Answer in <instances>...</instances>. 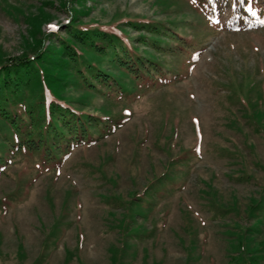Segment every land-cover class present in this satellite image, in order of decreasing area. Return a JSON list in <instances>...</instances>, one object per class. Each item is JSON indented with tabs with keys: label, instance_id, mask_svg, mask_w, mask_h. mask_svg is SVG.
<instances>
[{
	"label": "rangeland",
	"instance_id": "374dc122",
	"mask_svg": "<svg viewBox=\"0 0 264 264\" xmlns=\"http://www.w3.org/2000/svg\"><path fill=\"white\" fill-rule=\"evenodd\" d=\"M17 57L0 264H264V0H0Z\"/></svg>",
	"mask_w": 264,
	"mask_h": 264
},
{
	"label": "trees",
	"instance_id": "16d2710c",
	"mask_svg": "<svg viewBox=\"0 0 264 264\" xmlns=\"http://www.w3.org/2000/svg\"><path fill=\"white\" fill-rule=\"evenodd\" d=\"M35 59L32 58H14V59H10L9 61H7L6 63H2L0 64V73L2 74V77L4 79V83L6 84L5 87L8 88V86H10L11 82L8 81V79H6V75L10 72L12 73L13 70L16 71H21L23 69H28L31 65V63L34 61Z\"/></svg>",
	"mask_w": 264,
	"mask_h": 264
},
{
	"label": "snow or ice",
	"instance_id": "6c2138e0",
	"mask_svg": "<svg viewBox=\"0 0 264 264\" xmlns=\"http://www.w3.org/2000/svg\"><path fill=\"white\" fill-rule=\"evenodd\" d=\"M54 30V29H53Z\"/></svg>",
	"mask_w": 264,
	"mask_h": 264
}]
</instances>
